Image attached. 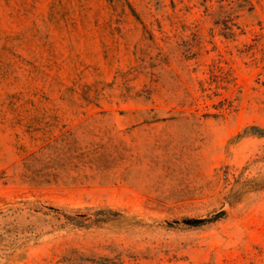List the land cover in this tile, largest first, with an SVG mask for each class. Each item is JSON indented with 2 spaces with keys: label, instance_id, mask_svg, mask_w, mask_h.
<instances>
[{
  "label": "rangeland",
  "instance_id": "obj_1",
  "mask_svg": "<svg viewBox=\"0 0 264 264\" xmlns=\"http://www.w3.org/2000/svg\"><path fill=\"white\" fill-rule=\"evenodd\" d=\"M0 264H264V0H0Z\"/></svg>",
  "mask_w": 264,
  "mask_h": 264
},
{
  "label": "water",
  "instance_id": "obj_2",
  "mask_svg": "<svg viewBox=\"0 0 264 264\" xmlns=\"http://www.w3.org/2000/svg\"><path fill=\"white\" fill-rule=\"evenodd\" d=\"M224 214V212H219L217 214H215L213 216V218H219L221 217L222 215ZM204 221V219H186V220H182L180 222L178 221H174V222H167V224H183L185 226H196V225H199L200 223H202Z\"/></svg>",
  "mask_w": 264,
  "mask_h": 264
}]
</instances>
